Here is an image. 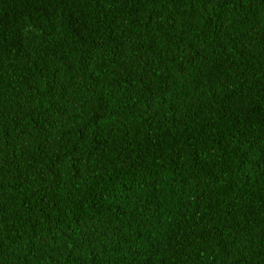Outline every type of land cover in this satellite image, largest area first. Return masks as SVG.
Instances as JSON below:
<instances>
[{
    "label": "trees",
    "instance_id": "obj_1",
    "mask_svg": "<svg viewBox=\"0 0 264 264\" xmlns=\"http://www.w3.org/2000/svg\"><path fill=\"white\" fill-rule=\"evenodd\" d=\"M0 264H264V0H0Z\"/></svg>",
    "mask_w": 264,
    "mask_h": 264
}]
</instances>
